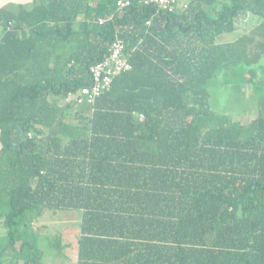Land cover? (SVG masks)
I'll use <instances>...</instances> for the list:
<instances>
[{"label": "trees", "instance_id": "16d2710c", "mask_svg": "<svg viewBox=\"0 0 264 264\" xmlns=\"http://www.w3.org/2000/svg\"><path fill=\"white\" fill-rule=\"evenodd\" d=\"M117 2L0 9V264H43L40 233L19 228L38 207L81 211L76 264H264V95L246 124L210 102L215 77L260 57L218 37L264 0ZM116 37L132 69L76 123L70 94Z\"/></svg>", "mask_w": 264, "mask_h": 264}, {"label": "rangeland", "instance_id": "374dc122", "mask_svg": "<svg viewBox=\"0 0 264 264\" xmlns=\"http://www.w3.org/2000/svg\"><path fill=\"white\" fill-rule=\"evenodd\" d=\"M230 1L216 0L213 6L205 7L210 15H216L217 11ZM243 1L244 4L247 3V0ZM263 22V12H254L246 6L234 19V31L224 33L217 39L218 42H232L241 36H247L250 40V54L259 53L260 56L250 67L239 65L226 76L215 77L212 81V107L219 113L231 115L234 120L243 124L249 123L259 115V101L264 95ZM59 102L66 103L64 99H59ZM70 112L67 113L70 119H74L76 123L84 122L92 113V108L82 106L77 112L75 109ZM81 217L80 210H50L38 207L27 213L26 225L19 228L34 229L40 233L39 247L44 254L43 264H76ZM5 231L0 225V234Z\"/></svg>", "mask_w": 264, "mask_h": 264}, {"label": "built area", "instance_id": "2783aa9c", "mask_svg": "<svg viewBox=\"0 0 264 264\" xmlns=\"http://www.w3.org/2000/svg\"><path fill=\"white\" fill-rule=\"evenodd\" d=\"M144 4L152 5L157 10L169 13L184 11L188 8L187 2L180 0H143ZM130 5V0H118L117 6L119 10H123ZM104 19L100 18L99 23L102 24ZM149 23V22H148ZM132 69L126 53L125 42L116 37L110 44L108 52L102 59L95 62L90 67L91 83L84 86L77 92L70 94V100L76 106L93 105L95 101L105 92L111 90L114 79L123 72Z\"/></svg>", "mask_w": 264, "mask_h": 264}, {"label": "crops", "instance_id": "0c3cea01", "mask_svg": "<svg viewBox=\"0 0 264 264\" xmlns=\"http://www.w3.org/2000/svg\"><path fill=\"white\" fill-rule=\"evenodd\" d=\"M34 0H0V9L1 8H6L10 9L12 11H15L16 9L20 8V6L26 8V9H31L34 6L33 3ZM189 0H180V2H187ZM98 0H91L92 5H96ZM5 28L0 23V48L3 46V43L5 41ZM1 50V49H0ZM46 53V52H45ZM24 72H30V69L24 70ZM0 149H1V142H0Z\"/></svg>", "mask_w": 264, "mask_h": 264}]
</instances>
